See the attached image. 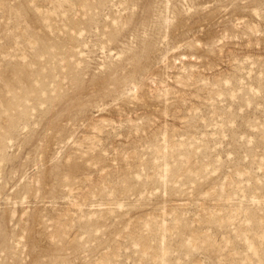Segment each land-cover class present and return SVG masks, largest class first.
<instances>
[{
	"label": "rangeland",
	"instance_id": "obj_1",
	"mask_svg": "<svg viewBox=\"0 0 264 264\" xmlns=\"http://www.w3.org/2000/svg\"><path fill=\"white\" fill-rule=\"evenodd\" d=\"M0 264H264V0H0Z\"/></svg>",
	"mask_w": 264,
	"mask_h": 264
}]
</instances>
